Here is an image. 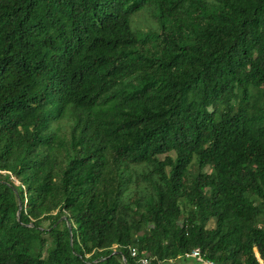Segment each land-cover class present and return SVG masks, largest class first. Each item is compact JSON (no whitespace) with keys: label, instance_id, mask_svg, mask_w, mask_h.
Here are the masks:
<instances>
[{"label":"trees","instance_id":"16d2710c","mask_svg":"<svg viewBox=\"0 0 264 264\" xmlns=\"http://www.w3.org/2000/svg\"><path fill=\"white\" fill-rule=\"evenodd\" d=\"M193 248L264 262V0H0V264Z\"/></svg>","mask_w":264,"mask_h":264},{"label":"built area","instance_id":"2783aa9c","mask_svg":"<svg viewBox=\"0 0 264 264\" xmlns=\"http://www.w3.org/2000/svg\"><path fill=\"white\" fill-rule=\"evenodd\" d=\"M130 254L132 256L135 255V250L134 249H131ZM183 257L184 258H187V259L197 260L201 264H215V263L211 262L210 260L203 259L201 257V255H200V253H199V251H198L197 248H193L190 252L184 253ZM256 257H257V260H258V262L260 264H264V262L260 258H258V256H256ZM122 260H123V257H122ZM140 263H142V264L147 263V258H145V257L140 258Z\"/></svg>","mask_w":264,"mask_h":264},{"label":"rangeland","instance_id":"374dc122","mask_svg":"<svg viewBox=\"0 0 264 264\" xmlns=\"http://www.w3.org/2000/svg\"><path fill=\"white\" fill-rule=\"evenodd\" d=\"M210 224H211V221H210ZM178 262H180L181 264H196V263L198 264V261H192L191 259H187V258H184V257L178 258L177 262L175 264H180ZM166 264H168V263H166Z\"/></svg>","mask_w":264,"mask_h":264},{"label":"crops","instance_id":"0c3cea01","mask_svg":"<svg viewBox=\"0 0 264 264\" xmlns=\"http://www.w3.org/2000/svg\"><path fill=\"white\" fill-rule=\"evenodd\" d=\"M192 261H197V260H193L191 259ZM177 262V259L176 260H173L172 262H169L168 264H175ZM191 262V261H190ZM180 263V262H178ZM181 264V263H180ZM197 264V263H196ZM198 264H201L199 261H198Z\"/></svg>","mask_w":264,"mask_h":264},{"label":"clouds","instance_id":"9594fccd","mask_svg":"<svg viewBox=\"0 0 264 264\" xmlns=\"http://www.w3.org/2000/svg\"><path fill=\"white\" fill-rule=\"evenodd\" d=\"M255 255L258 256V255L256 254V252H255Z\"/></svg>","mask_w":264,"mask_h":264}]
</instances>
